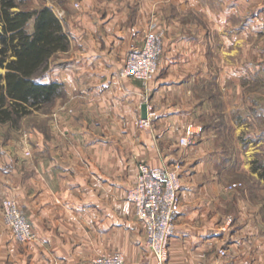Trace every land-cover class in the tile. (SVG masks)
<instances>
[{
  "label": "crops",
  "instance_id": "0c3cea01",
  "mask_svg": "<svg viewBox=\"0 0 264 264\" xmlns=\"http://www.w3.org/2000/svg\"><path fill=\"white\" fill-rule=\"evenodd\" d=\"M182 1L180 11L199 20L163 21L155 0L50 6L70 45L41 81L61 83L63 94L50 112L35 111L34 124L0 123V264H91L116 251L126 264H153L128 192L140 162L180 158L188 124L198 133L185 151L166 264H264V0ZM152 23L164 29L163 52L145 129L143 87L120 71ZM236 47L246 54L237 64ZM7 198L23 209L33 241L16 242L4 225Z\"/></svg>",
  "mask_w": 264,
  "mask_h": 264
},
{
  "label": "built area",
  "instance_id": "2783aa9c",
  "mask_svg": "<svg viewBox=\"0 0 264 264\" xmlns=\"http://www.w3.org/2000/svg\"><path fill=\"white\" fill-rule=\"evenodd\" d=\"M162 52V33L152 23L146 32L139 48L131 50L126 58L120 75L140 82L144 94L143 104L148 108V84L155 74ZM152 119H139L141 128H150ZM198 130L194 124H188L179 138V146L187 148L196 139ZM177 164L173 167H151L146 162L138 164L137 179L128 192L134 213L145 227L146 245L153 256V264H166L169 254V242L173 236L175 223L180 209V177ZM2 219L13 239L26 244L35 239V233L28 222L23 209L13 198L2 202ZM218 254L225 257L226 250L220 249ZM91 264H126L120 252L100 255ZM221 264H251L248 261L235 262L226 260Z\"/></svg>",
  "mask_w": 264,
  "mask_h": 264
},
{
  "label": "trees",
  "instance_id": "16d2710c",
  "mask_svg": "<svg viewBox=\"0 0 264 264\" xmlns=\"http://www.w3.org/2000/svg\"><path fill=\"white\" fill-rule=\"evenodd\" d=\"M69 45L50 7L28 10L19 8L18 0H0V123L15 125L63 94L61 83L41 80L51 58Z\"/></svg>",
  "mask_w": 264,
  "mask_h": 264
},
{
  "label": "rangeland",
  "instance_id": "374dc122",
  "mask_svg": "<svg viewBox=\"0 0 264 264\" xmlns=\"http://www.w3.org/2000/svg\"><path fill=\"white\" fill-rule=\"evenodd\" d=\"M66 1L67 0H18V4H19V8H21V9L31 10V9H35V8H40L42 6L50 7L51 5H54V6L58 7V8H61V7L64 6V3H66ZM138 1L140 3L141 2H146V0H143V1L138 0ZM203 1L204 2L206 1V2L210 3L209 0H203ZM128 2H130L131 6L133 8V6L136 3V0H128ZM183 2L184 1H182V0H155V9L158 8L157 9L158 11L163 12V15H162V17L164 18L163 21L165 20L166 22L170 21L171 19H175V21L178 22V23H180L181 21H185V20H188V21H191V22H194L195 20H199L200 17H196L195 14H194V11H189V10L180 11V4L183 3ZM253 3L254 2H252V4ZM73 7H74V9H78L79 8L78 3H74ZM253 7L254 6L252 5V8ZM201 22L203 24L205 23L203 21H201ZM235 22H236V25H237V24L241 23V20L239 18L237 20V18H236ZM28 29L31 30V23L29 24ZM156 30L162 33V52H163V34H164L163 31H164V29L162 27H160V28L156 27ZM214 35L217 37V39H220L222 34H218L217 35L215 33ZM256 37H258V36H256ZM250 39H251L250 42H251L252 47H253V44H255V42H257V40L255 38H253V34L251 35ZM235 44L237 46V43H235ZM162 52H161V55H162ZM234 53H235V62H236V64L240 62V59L244 55H246V54H244L242 52L241 48L238 49V47H236ZM161 55H160V58H159V64H160ZM158 67H159V65H158ZM157 70H158V68H157ZM157 70H156V72H157ZM239 83H241V82H239ZM255 86H254V88L257 89L258 88L257 82H255ZM51 105L43 107L42 109L36 110V111H39L41 113L42 112L43 113L50 112ZM220 105H221V107L223 106V104H220ZM39 112H37V113H39ZM34 114H35V111H33L32 113H30L27 116L22 117L21 119L18 120V123L16 124V126L19 125V123L26 124V126L34 124V122H35ZM235 115H236V119L237 120L241 119V117H242L241 114H235ZM45 119L46 120L49 119V116H44V120ZM12 127H15V125L12 124ZM189 148H190V146L187 147V148H182V154L180 155V158L177 159L175 162L171 163L170 165H167V166L173 167L175 164H177L178 165L177 166V170H178V173H179V177L181 176V172H182V168H183V160H184V156H185V151L188 150ZM234 148H236V145H231V144H225L224 145V149L227 152L232 151V149H234ZM167 166H163V167H167ZM230 184L228 183L226 185V187L232 188V187L239 186V184H231V186H230Z\"/></svg>",
  "mask_w": 264,
  "mask_h": 264
},
{
  "label": "water",
  "instance_id": "95a60500",
  "mask_svg": "<svg viewBox=\"0 0 264 264\" xmlns=\"http://www.w3.org/2000/svg\"><path fill=\"white\" fill-rule=\"evenodd\" d=\"M140 108H141V118L145 119L147 117V105L142 104Z\"/></svg>",
  "mask_w": 264,
  "mask_h": 264
}]
</instances>
